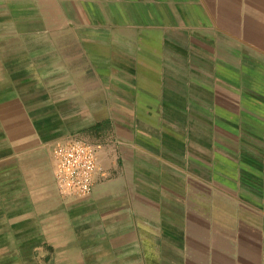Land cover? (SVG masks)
<instances>
[{
    "label": "crops",
    "instance_id": "1",
    "mask_svg": "<svg viewBox=\"0 0 264 264\" xmlns=\"http://www.w3.org/2000/svg\"><path fill=\"white\" fill-rule=\"evenodd\" d=\"M0 264H264V0H0Z\"/></svg>",
    "mask_w": 264,
    "mask_h": 264
},
{
    "label": "built area",
    "instance_id": "2",
    "mask_svg": "<svg viewBox=\"0 0 264 264\" xmlns=\"http://www.w3.org/2000/svg\"><path fill=\"white\" fill-rule=\"evenodd\" d=\"M103 146L101 141L76 134L56 141L54 180L61 195L86 196L93 191Z\"/></svg>",
    "mask_w": 264,
    "mask_h": 264
}]
</instances>
